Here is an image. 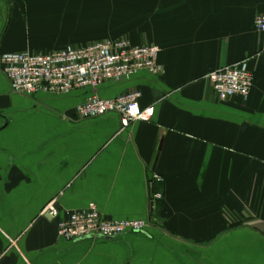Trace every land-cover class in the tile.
<instances>
[{
  "label": "crops",
  "instance_id": "1",
  "mask_svg": "<svg viewBox=\"0 0 264 264\" xmlns=\"http://www.w3.org/2000/svg\"><path fill=\"white\" fill-rule=\"evenodd\" d=\"M262 12L264 0H0V60L126 39L159 47L164 67L98 89L138 90L152 109L122 129L115 113L76 114L87 89L12 92L0 61V264H264ZM242 61L250 95L220 100L209 75ZM56 198L59 216H41ZM91 202L151 225L60 237L58 222Z\"/></svg>",
  "mask_w": 264,
  "mask_h": 264
},
{
  "label": "built area",
  "instance_id": "2",
  "mask_svg": "<svg viewBox=\"0 0 264 264\" xmlns=\"http://www.w3.org/2000/svg\"><path fill=\"white\" fill-rule=\"evenodd\" d=\"M256 30L264 32V12L257 15ZM160 48L155 45H132L126 39L102 40L87 45L68 46L45 54L16 52L4 54L1 64L10 82L12 92L20 95L44 93L66 95L77 89H90L91 94L76 105L80 118H95L110 113L120 116L122 129L139 120H149L151 108H142L138 90L103 97L98 89L108 83L129 80L140 72L162 75L159 63ZM217 97L228 100L234 96L247 98L254 84V73L246 61L221 67L209 75ZM155 181H162L154 174ZM163 197L161 192L155 199ZM60 210L57 198L41 211V216L57 218ZM144 218L107 219L96 203L85 209L67 213L58 222V235L67 240H80L90 236L116 238L125 233H141L150 227Z\"/></svg>",
  "mask_w": 264,
  "mask_h": 264
},
{
  "label": "rangeland",
  "instance_id": "3",
  "mask_svg": "<svg viewBox=\"0 0 264 264\" xmlns=\"http://www.w3.org/2000/svg\"><path fill=\"white\" fill-rule=\"evenodd\" d=\"M1 66H2V64H1ZM2 72H3V69H2ZM227 251V250H226ZM227 255L230 257L231 256V258H233L234 256H236V250L233 248V249H231V250H228V252H227ZM233 255V256H232Z\"/></svg>",
  "mask_w": 264,
  "mask_h": 264
},
{
  "label": "trees",
  "instance_id": "4",
  "mask_svg": "<svg viewBox=\"0 0 264 264\" xmlns=\"http://www.w3.org/2000/svg\"><path fill=\"white\" fill-rule=\"evenodd\" d=\"M88 91H87V94H86V96L87 95H89V94H91V90L90 89H87ZM101 95V94H100Z\"/></svg>",
  "mask_w": 264,
  "mask_h": 264
},
{
  "label": "water",
  "instance_id": "5",
  "mask_svg": "<svg viewBox=\"0 0 264 264\" xmlns=\"http://www.w3.org/2000/svg\"><path fill=\"white\" fill-rule=\"evenodd\" d=\"M90 237H95V236H90ZM99 237H102V236H99Z\"/></svg>",
  "mask_w": 264,
  "mask_h": 264
}]
</instances>
